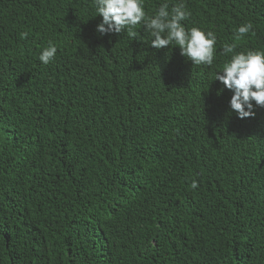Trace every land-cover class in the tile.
Segmentation results:
<instances>
[{
	"label": "trees",
	"instance_id": "1",
	"mask_svg": "<svg viewBox=\"0 0 264 264\" xmlns=\"http://www.w3.org/2000/svg\"><path fill=\"white\" fill-rule=\"evenodd\" d=\"M143 3H184L213 66L101 35L94 0H0V264H264V109L215 81L264 51V0Z\"/></svg>",
	"mask_w": 264,
	"mask_h": 264
},
{
	"label": "clouds",
	"instance_id": "2",
	"mask_svg": "<svg viewBox=\"0 0 264 264\" xmlns=\"http://www.w3.org/2000/svg\"><path fill=\"white\" fill-rule=\"evenodd\" d=\"M94 3L97 16L103 18L97 27L101 35H119L127 30L129 36L135 37L136 33L132 30L143 24L152 37L151 48L160 50L174 44L193 66H213L217 37L214 32H205L198 27L185 28L183 22L190 18L191 13L184 3L171 8L168 3H163L154 15L146 14L143 0H94ZM252 29L251 23L239 27L234 33V40L240 41ZM251 34L255 35V32ZM27 36L28 33H22L20 38L26 39ZM235 49L236 44L223 46L222 55H232L223 64L215 81L233 93L230 108L239 119L254 118L253 103L264 109V51L233 54ZM56 53L57 47L49 41L39 59L47 65ZM191 187L196 189L198 185L193 182Z\"/></svg>",
	"mask_w": 264,
	"mask_h": 264
}]
</instances>
